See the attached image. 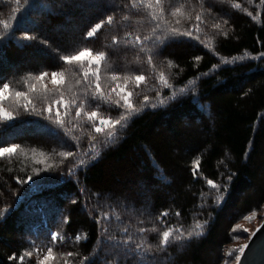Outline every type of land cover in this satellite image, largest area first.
<instances>
[{"label": "trees", "instance_id": "obj_1", "mask_svg": "<svg viewBox=\"0 0 264 264\" xmlns=\"http://www.w3.org/2000/svg\"><path fill=\"white\" fill-rule=\"evenodd\" d=\"M5 83L0 264H224L264 211V0H0Z\"/></svg>", "mask_w": 264, "mask_h": 264}, {"label": "rangeland", "instance_id": "obj_2", "mask_svg": "<svg viewBox=\"0 0 264 264\" xmlns=\"http://www.w3.org/2000/svg\"><path fill=\"white\" fill-rule=\"evenodd\" d=\"M56 81H57L56 83H54V82L53 83L58 88L59 86H61V84H60L59 80L56 79ZM68 85H69V89H72L73 87H75L77 85V80H71L70 79V81L66 84V86H68ZM7 98H8L7 92L4 91L2 97H0V109H3V112L6 113L7 115H4V114H0V115L4 118H11L10 117L11 114L5 110L6 109L5 108V105H6L5 102H7L6 101ZM56 98H57V96H56ZM130 100H131V98H130V95L128 94V101L129 102L126 103L127 106L125 107L127 110H131V108L133 107ZM77 102H78V100H77ZM24 107L25 106H23V108ZM69 107H72V106L70 105V103H68L64 99L57 100V102L53 106L50 107L52 110L50 112H48L49 120H51L54 124H58V125L62 126V125H66L67 121H70L72 124H74L73 122L76 123L77 118H79L80 116L83 115L85 117V119H87L88 121H92V122L98 121V123L96 122V124H95L97 127L101 128V129H109V130H113L114 128H117V126L120 124L119 122L121 121V120L111 121V123H109V124L102 125L100 123V121L101 120H108V119L98 117V115H99L98 112H95L96 116L90 117L89 114L92 113L93 111L86 110L83 107H80L78 105L74 106V109L76 111H74L72 108H69ZM28 110H30V109H28ZM73 127L75 129L77 128L75 125ZM97 127H96V129H97ZM263 219H264V211L259 213V214L251 215L250 217H248L244 221L239 222L237 224L236 229L241 231V234H244V235H243V237L242 236L238 237L235 240V242H233L230 245V247H229L230 249L225 251L226 258H225L224 264H238L239 258L241 256L248 240L254 234V232L259 228V226L262 224ZM108 234H109V231H106L103 234L104 238H105V244H108L107 242L112 241L111 238L108 237L109 236ZM122 242H123L122 248H124V249L127 248L129 242L127 240H123ZM36 252H37V250H36ZM45 253H46L45 251H41L40 254L42 256Z\"/></svg>", "mask_w": 264, "mask_h": 264}, {"label": "snow or ice", "instance_id": "obj_3", "mask_svg": "<svg viewBox=\"0 0 264 264\" xmlns=\"http://www.w3.org/2000/svg\"><path fill=\"white\" fill-rule=\"evenodd\" d=\"M100 27H101V24H100V23L96 24V25L94 26V28H93L91 31H89V32L87 33V35H88L89 37L93 36V34L95 33V31H96L97 29H99ZM103 55H104L103 53H98V54H96V55L93 56V55H91V54L89 53V50H88V49H84V50L81 51L77 56H75V57H64V59H65V60H72V59H77V60H78V59H81V58H86V59H88L89 61H92V62H95V63L98 64L99 61H100V58H101ZM44 75H45V73H41V77H43ZM56 76H57V74L54 72V73H53V82H54V83L57 82V81H56ZM143 79H144L143 76H137V77H136V80H137V81H141V80H143ZM8 87H9V85L6 84V83L3 85V88L0 89V97H2L3 92H4L5 90H7ZM120 94H122V95L124 96V102H125V103H128V102H129V101H128V94L124 93V90H123V89H120ZM17 95H21V94H20V93H17ZM0 114L7 115L6 113L3 112V109H0ZM89 115H90V117H94V116H96V113H95V112H92V113H90ZM100 123H101L102 125H105V124H109V123H111V121H109V120H101ZM96 131H97V132L101 131V128L97 127ZM15 148H16V145H11V146L6 147V148H0V155H3V154H5V153H11V152H13V151L15 150ZM210 183H211V182H210ZM163 235H164L165 238H167L168 235H169V233H168V232H164ZM52 238H53V240H55V238H56L55 233L52 234ZM50 253H51V249H49V254H50ZM50 258H51L50 255H49V256H46V257L44 258V260H45V264H47V261H48ZM21 259H22V258H21Z\"/></svg>", "mask_w": 264, "mask_h": 264}, {"label": "water", "instance_id": "obj_4", "mask_svg": "<svg viewBox=\"0 0 264 264\" xmlns=\"http://www.w3.org/2000/svg\"><path fill=\"white\" fill-rule=\"evenodd\" d=\"M238 264H264V219L248 240Z\"/></svg>", "mask_w": 264, "mask_h": 264}]
</instances>
